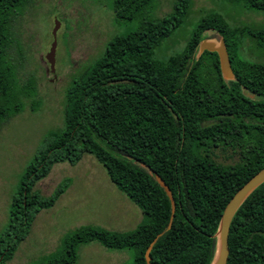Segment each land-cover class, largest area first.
Segmentation results:
<instances>
[{
    "label": "trees",
    "instance_id": "obj_1",
    "mask_svg": "<svg viewBox=\"0 0 264 264\" xmlns=\"http://www.w3.org/2000/svg\"><path fill=\"white\" fill-rule=\"evenodd\" d=\"M155 0H108L113 22L137 20L114 33L101 51L75 73L63 91L62 121L48 130L22 169L0 230V264L28 234L37 212L68 187L62 178L48 195L34 186L51 166L74 165L91 154L109 181L141 212L132 229L84 225L63 234L56 250L34 264H73L80 244L96 241L111 250H132L131 264H209L215 231L231 195L264 166V0H224L262 15L259 23L230 24L208 10L193 23L184 44L163 59L154 50L188 18L193 0L147 15ZM26 0H0V126L34 95L33 80L17 88L6 59L14 41L9 26ZM209 34L207 35V32ZM202 39H221L232 76H222L214 51ZM252 57H245L244 47ZM225 152V153H224ZM227 154L231 161L219 160ZM168 186L169 200L154 179ZM225 264H264V181L234 212Z\"/></svg>",
    "mask_w": 264,
    "mask_h": 264
},
{
    "label": "rangeland",
    "instance_id": "obj_2",
    "mask_svg": "<svg viewBox=\"0 0 264 264\" xmlns=\"http://www.w3.org/2000/svg\"><path fill=\"white\" fill-rule=\"evenodd\" d=\"M172 1L155 0L147 15L153 18L164 15L171 9ZM192 6L187 20L154 50V57L163 59L179 50L193 23L208 10L221 13L230 24L238 20L250 23L263 20L261 14L241 11L224 0H193ZM14 12L9 26L14 41L7 49L6 59L14 67L17 88L31 78L35 93L21 97V111L0 126V230L22 169L42 136L61 125L63 91L71 77L101 51L111 35L137 25L136 19L114 23L108 0H26L21 10L16 8ZM54 20L59 25L54 36V71L50 73L44 55L53 40ZM206 32L208 35L209 31ZM249 48H243L245 57H252ZM232 159L227 154L219 156V160ZM65 177L70 179L68 187L52 206L37 212L28 234L5 264H34L57 249L63 234L79 226L125 231L141 220L140 210L129 200L125 205L126 197L117 193L104 168L91 154H83L74 165L53 164L34 187L45 196ZM131 262V249L111 250L91 241L78 246L73 264Z\"/></svg>",
    "mask_w": 264,
    "mask_h": 264
},
{
    "label": "water",
    "instance_id": "obj_3",
    "mask_svg": "<svg viewBox=\"0 0 264 264\" xmlns=\"http://www.w3.org/2000/svg\"><path fill=\"white\" fill-rule=\"evenodd\" d=\"M58 22L54 20L53 27L51 29V35L53 37V40L50 44V47L46 54L44 55V60L48 65V70L50 73H53L54 69V36L55 31L58 28ZM198 50L203 51H214L217 54L218 57V64L219 69L223 77L230 78L232 76L231 68L229 64V60L227 57V53L225 51L223 41L219 39L217 42L209 39H202L198 44ZM154 179L158 183V185L163 189L166 197L169 200L170 205V217L167 224V227H169L170 221L172 219V215L174 212V201L171 195V191L168 188V186L163 182V180L157 175L154 174ZM264 181V166L260 168L258 171H256L252 176H250L228 199L226 204L224 205L222 212L219 217L217 229L215 231V250H214V256L213 259L209 264H225L227 260L228 255V247H227V234L229 229V223L230 220L238 208V206L242 203V201L247 197V195L255 189L260 183ZM155 238L149 243L147 248L144 251V259L145 261L149 263V250L154 242Z\"/></svg>",
    "mask_w": 264,
    "mask_h": 264
},
{
    "label": "crops",
    "instance_id": "obj_4",
    "mask_svg": "<svg viewBox=\"0 0 264 264\" xmlns=\"http://www.w3.org/2000/svg\"><path fill=\"white\" fill-rule=\"evenodd\" d=\"M117 193H120L119 191L117 192ZM120 195H122V194H119V196H118V200H119V202H121V198L120 197H122V196H120ZM126 202V204L125 205H127V203H128V199L127 198H123ZM125 210H127L126 208H125Z\"/></svg>",
    "mask_w": 264,
    "mask_h": 264
},
{
    "label": "flooded vegetation",
    "instance_id": "obj_5",
    "mask_svg": "<svg viewBox=\"0 0 264 264\" xmlns=\"http://www.w3.org/2000/svg\"><path fill=\"white\" fill-rule=\"evenodd\" d=\"M46 65H47V63H46ZM47 70H48V65H47ZM48 72H49V70H48ZM53 77H54V74H53Z\"/></svg>",
    "mask_w": 264,
    "mask_h": 264
}]
</instances>
